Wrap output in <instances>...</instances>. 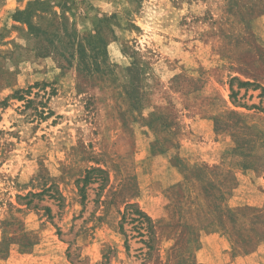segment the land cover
<instances>
[{"label": "rangeland", "instance_id": "1", "mask_svg": "<svg viewBox=\"0 0 264 264\" xmlns=\"http://www.w3.org/2000/svg\"><path fill=\"white\" fill-rule=\"evenodd\" d=\"M0 264H264V0H0Z\"/></svg>", "mask_w": 264, "mask_h": 264}, {"label": "trees", "instance_id": "2", "mask_svg": "<svg viewBox=\"0 0 264 264\" xmlns=\"http://www.w3.org/2000/svg\"><path fill=\"white\" fill-rule=\"evenodd\" d=\"M23 12H26V11H23ZM19 13H22V12H19ZM242 85H251L253 84L252 82L250 81H243V82H240ZM230 87H231V90H232V94H231V97L233 99V101L235 102L237 100V92L233 89V83L231 82L230 83ZM23 90H17L15 91V93L12 95L13 97L19 95V93H21ZM23 97V96H20V98ZM105 171L102 169V168H92L90 170H88L86 176L84 177L83 181L84 183L88 182L91 180V177H92V174H95V173H104ZM80 192H81V195H82V198H85V191H84V186H82L80 188ZM133 208H136V212L137 213H140L142 214L145 218H146V222H147V225L145 226V230H146V236H148L149 238V247L151 246L150 242H152V239H154V235L156 236V227H155V224L151 218V216H149L146 212H144L137 203L135 202H127L126 203V206H125V211H127L128 209H131L133 210ZM125 213V212H124Z\"/></svg>", "mask_w": 264, "mask_h": 264}]
</instances>
